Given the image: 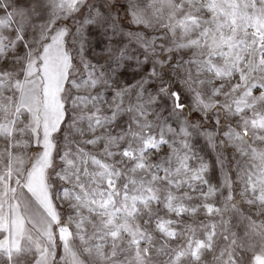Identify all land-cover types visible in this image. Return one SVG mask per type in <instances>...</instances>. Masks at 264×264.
Returning <instances> with one entry per match:
<instances>
[{
	"label": "snow or ice",
	"instance_id": "snow-or-ice-1",
	"mask_svg": "<svg viewBox=\"0 0 264 264\" xmlns=\"http://www.w3.org/2000/svg\"><path fill=\"white\" fill-rule=\"evenodd\" d=\"M0 264H264V0H0Z\"/></svg>",
	"mask_w": 264,
	"mask_h": 264
}]
</instances>
